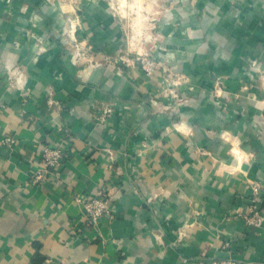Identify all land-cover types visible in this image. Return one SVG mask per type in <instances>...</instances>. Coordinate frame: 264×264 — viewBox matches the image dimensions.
Wrapping results in <instances>:
<instances>
[{
	"label": "crops",
	"instance_id": "0c3cea01",
	"mask_svg": "<svg viewBox=\"0 0 264 264\" xmlns=\"http://www.w3.org/2000/svg\"><path fill=\"white\" fill-rule=\"evenodd\" d=\"M199 5L159 26L152 54L188 78L176 101L165 67L121 57L124 27L98 6L73 26L88 62L72 4L0 0V264H264V219H244L264 190V2ZM101 189L112 217L93 226L79 198Z\"/></svg>",
	"mask_w": 264,
	"mask_h": 264
},
{
	"label": "rangeland",
	"instance_id": "374dc122",
	"mask_svg": "<svg viewBox=\"0 0 264 264\" xmlns=\"http://www.w3.org/2000/svg\"><path fill=\"white\" fill-rule=\"evenodd\" d=\"M66 3L72 4L68 26H83V23L88 21V14L84 12L83 4L87 6H98L107 17L112 18L113 21L124 27V34L126 38L125 53H121V57L137 58L139 56H146L156 62L157 67L163 70L165 67L168 70L167 75L172 81L177 82L178 85H183L188 82V78L182 73L171 71L166 64L157 62L152 57L158 51V43L160 40L159 26H164V22H169L170 26H176L177 10L181 9L182 3L194 4L196 12L199 11V4L204 0H65ZM215 2L221 1L222 4H230L236 6L239 0H213ZM80 9V11H78ZM81 12V14L79 13ZM77 38V37H76ZM77 42H81L77 38ZM82 43V42H81ZM79 44V43H78ZM82 52L86 51V58L91 62V53L93 46L89 43L83 44ZM81 48V47H80ZM74 53H77L76 50ZM122 62V61H121ZM94 63V62H93ZM139 64V63H138ZM140 65V64H139ZM141 67V65H140ZM173 87V89H176Z\"/></svg>",
	"mask_w": 264,
	"mask_h": 264
},
{
	"label": "built area",
	"instance_id": "2783aa9c",
	"mask_svg": "<svg viewBox=\"0 0 264 264\" xmlns=\"http://www.w3.org/2000/svg\"><path fill=\"white\" fill-rule=\"evenodd\" d=\"M75 33H76L75 27L72 26L71 30L69 31V37L76 45L77 53H75L74 59H77V57L84 58L86 56V51L82 52L84 46L78 44ZM137 62L141 65V68L143 69V71L147 76L151 77L157 70H160L157 67L156 62H154L153 60H151L146 56H139L137 58ZM164 85H166L167 87L164 90V94L167 97L170 96V98L177 101L180 98L179 97L180 95L176 91V89H173V87L177 86V82L166 78ZM107 112H110V110H108ZM64 142L66 143L67 140L65 139ZM2 144L11 145L13 144V139L8 137L2 142ZM42 154H43L42 162L47 169L52 168V170H57L59 167L62 166L63 152L60 147L46 146ZM45 173L47 174V170L44 171L39 170L36 174L34 181L37 182L38 180H43V178L46 175ZM252 195H253L252 196L253 204L251 205L248 214L244 216L245 222L249 229L251 227L261 226L264 219L263 204L261 201L262 198H264V190H262L261 186H254L252 189ZM79 199L83 202L85 206L86 215L88 216L90 220L89 223L91 225L93 226L97 225L100 218L102 217H112L111 199L104 189L99 190L98 194L93 197L87 198L83 196ZM210 264H247V263L232 258H221V259L213 260Z\"/></svg>",
	"mask_w": 264,
	"mask_h": 264
}]
</instances>
